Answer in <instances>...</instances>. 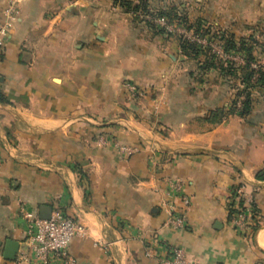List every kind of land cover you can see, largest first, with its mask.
<instances>
[{
    "label": "crops",
    "instance_id": "0c3cea01",
    "mask_svg": "<svg viewBox=\"0 0 264 264\" xmlns=\"http://www.w3.org/2000/svg\"><path fill=\"white\" fill-rule=\"evenodd\" d=\"M11 3L16 20L0 45V264H13L9 240L25 245V204L85 225L69 247L76 264H162L173 247L194 264H264V85L250 89L244 118L231 112L236 91L222 74L202 70L203 55L186 57L178 32L150 29L146 11L0 0V23ZM148 9L245 39L264 67V0H150ZM216 110L227 114L220 123ZM173 178L192 198L184 230L162 209ZM239 185L260 216L246 237L226 207Z\"/></svg>",
    "mask_w": 264,
    "mask_h": 264
},
{
    "label": "built area",
    "instance_id": "2783aa9c",
    "mask_svg": "<svg viewBox=\"0 0 264 264\" xmlns=\"http://www.w3.org/2000/svg\"><path fill=\"white\" fill-rule=\"evenodd\" d=\"M133 4H138L139 0H128ZM149 10L141 13L140 18L147 22L165 28L168 32H173V25L167 24L162 18H154L147 14ZM17 9L11 3L6 9L5 21L0 23V45L9 38L12 23L16 20ZM182 39L197 42L202 47L209 46L212 52L223 61L234 62L240 68L245 65L242 55L235 53L225 54L220 42L209 43L206 40L194 36L192 32L178 31ZM263 66L260 63H252L251 68L258 72ZM257 74L254 81H258ZM132 92L136 89L128 86ZM245 97L241 96L235 106V110L242 109ZM119 153L130 155L133 150L129 147H118ZM167 194L171 198L169 202L162 204V209L167 217V225L174 230H184L188 225V211L192 207V198L186 193L185 184L180 179H168L166 181ZM229 222L235 232L240 236H248L260 227V216L258 214L255 198L253 194L247 192L245 185L235 187L226 201ZM178 204H180L178 206ZM22 219L25 221L26 242L19 249L16 260L13 264H76L70 255V243L76 238H84L87 235L85 225L70 217L66 212L57 208L52 211L49 220H43L33 213L28 206L22 205L20 208ZM162 264H194L191 262L185 251L179 247L170 249L169 254L163 258Z\"/></svg>",
    "mask_w": 264,
    "mask_h": 264
},
{
    "label": "trees",
    "instance_id": "16d2710c",
    "mask_svg": "<svg viewBox=\"0 0 264 264\" xmlns=\"http://www.w3.org/2000/svg\"><path fill=\"white\" fill-rule=\"evenodd\" d=\"M116 4L122 7L125 11L133 12L146 11L148 10L150 0H139L138 4H133L128 0H115ZM155 14V13H154ZM159 18H165L170 24L178 22L184 25L187 32H192L194 36L202 37V27L204 26L203 21H198L195 24H190L186 19L178 16L174 12H159L156 14ZM150 29L155 31L157 25L153 22H147ZM161 31V30H160ZM164 31V30H162ZM207 33V32H206ZM210 33V30H209ZM214 41H219L221 48L225 54L235 53L237 55H242L245 61V65L240 68L234 62L223 61L216 54L212 52V49L207 47H202L197 42L182 39L180 40V47L183 54L186 57L197 60L200 56H205L206 62L202 63V70L209 71L211 69L218 70L224 77L225 83L236 91V97L232 102V113H237L242 117H247L252 111V97L250 89L260 87L264 85V67H262L258 72L251 68L252 63H259V61L253 55V46L250 42L245 39L236 40L232 34L222 33L216 34L214 36ZM255 42V41H254ZM259 75L258 81H254L256 75ZM244 86L243 90L240 89L239 85ZM240 85V86H241ZM244 96L242 109L239 111L235 110L236 102L241 97ZM0 103H6L5 98L0 94ZM226 113L221 110H216L211 113V118L213 122L220 123ZM81 173V172H80ZM83 176V174H82ZM85 178V176H83ZM262 179V177H259Z\"/></svg>",
    "mask_w": 264,
    "mask_h": 264
},
{
    "label": "water",
    "instance_id": "95a60500",
    "mask_svg": "<svg viewBox=\"0 0 264 264\" xmlns=\"http://www.w3.org/2000/svg\"><path fill=\"white\" fill-rule=\"evenodd\" d=\"M53 209L49 206H43L40 209V218L43 220H49L51 218ZM20 244L18 242L9 240L6 243L4 258L6 261L14 262L16 260Z\"/></svg>",
    "mask_w": 264,
    "mask_h": 264
},
{
    "label": "rangeland",
    "instance_id": "374dc122",
    "mask_svg": "<svg viewBox=\"0 0 264 264\" xmlns=\"http://www.w3.org/2000/svg\"><path fill=\"white\" fill-rule=\"evenodd\" d=\"M140 19L143 20L142 18H140ZM183 30H184V25H182V24L179 25V23H175V25L173 26V33H175V32L177 33L178 31H183ZM209 30L210 29L208 28V25H204L202 27L203 34H202V37H200V39L206 40L208 42V44L215 42L213 39L215 36V31L210 30V33H209Z\"/></svg>",
    "mask_w": 264,
    "mask_h": 264
}]
</instances>
